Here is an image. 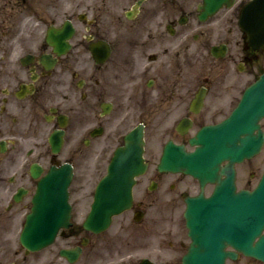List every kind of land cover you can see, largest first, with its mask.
<instances>
[{
    "label": "flooded vegetation",
    "instance_id": "af4514ba",
    "mask_svg": "<svg viewBox=\"0 0 264 264\" xmlns=\"http://www.w3.org/2000/svg\"><path fill=\"white\" fill-rule=\"evenodd\" d=\"M203 6L204 0H0V264H35V253L15 246L18 224L37 188L35 174L66 164L73 169L72 225L60 230L40 264H184L191 245L187 199L211 196L217 183L163 170L165 148L194 151L192 139L226 122L264 73V47L254 48L245 31L246 13L264 14V0H229L205 19ZM64 44L71 48L59 55L53 46ZM138 128L148 167L135 178L131 206L104 231H89L84 221L98 181ZM55 133L62 140L57 153L50 144ZM258 158L264 147L244 171L236 165L237 191L258 183ZM76 250L75 263L62 255Z\"/></svg>",
    "mask_w": 264,
    "mask_h": 264
},
{
    "label": "water",
    "instance_id": "95a60500",
    "mask_svg": "<svg viewBox=\"0 0 264 264\" xmlns=\"http://www.w3.org/2000/svg\"><path fill=\"white\" fill-rule=\"evenodd\" d=\"M207 1L210 2L211 0ZM215 8L216 4L214 5V9ZM263 115L264 75L257 84L246 92L238 111L240 122L247 121V118H251L254 122H256ZM254 126L255 128L258 127L257 122ZM246 129L247 131H250L251 127L248 126ZM242 130L243 128L239 126V134L243 132ZM211 132L217 136V133H220V129L203 131L200 133L197 143L203 144L205 140L201 135H208ZM136 138L137 133L133 132L127 138V146L118 150L116 153V158L114 159L111 167H122L127 168V170L119 173L117 171H113L114 169H112V173L109 176L112 178L119 176L120 179L116 182H112V185L110 187L108 186L105 190L108 189L113 193L111 196L114 200L111 204L105 205L102 201L105 198H108V196H106L103 191H99L93 211L86 222V225L89 228L95 222L99 225L98 230L106 228L109 225L113 214L119 213L128 207L130 201V191L134 184V177L137 174L138 176L142 174L147 167L143 158V134L138 131V143ZM210 142H212L211 139L207 141L208 144H210ZM260 144V139H251V137H247V139H240L239 146H236L234 142L233 150L235 149V155H231V157H229L231 163L228 168L232 169L235 162H240L246 157H251L259 150L258 147H260ZM137 146L138 156L136 157L132 155V152L137 149ZM220 150L221 147L218 146L217 151ZM228 151L231 150L229 149ZM171 155V150H168L162 164L164 168L184 170L185 172L192 173L197 177H202L203 174L202 168L201 170L199 169L201 161H209L212 159L211 154L209 153H207V156L204 157L197 156V153L184 155L183 151L180 157L173 158ZM226 155L227 154L223 157L216 158V162L219 163L221 159L226 158ZM133 160L138 161V172L130 169L136 165ZM68 177L69 174L65 172V169H63L62 172L58 174L53 172L50 176L46 177L40 185L38 193L33 200V212L27 218L26 227L21 237L22 243L30 250H39L49 245L54 240V237L60 227L70 225L69 220L71 206L68 201ZM105 183L106 180H103L100 185L101 188L99 189H102ZM227 203L228 204H226V206L221 208L225 213V215L222 214L224 216L221 218L225 219L224 221L230 220L229 216L231 208H233L238 215V233L237 235L228 236L230 239L228 237H222L218 240L212 239L211 242L215 245L216 243L219 244V247H224L229 243L233 244L245 254L253 255L264 260V235H262V231L264 229V180L258 190L254 193L250 194L248 192H241L232 205L229 204V201ZM190 206L192 207L193 205L191 204ZM195 208L198 209L199 206L195 205ZM191 218L193 224L198 220V217L193 216L192 212L189 214L190 224ZM196 225L197 223L194 224V226ZM257 237H260V239L257 241L255 246H253L252 242L253 240H256ZM193 239L194 245L199 244L196 234H194ZM209 245L206 250H201L200 247L197 248L192 246L190 254L192 259L190 260V258H188L186 260L185 258V264H222L223 259L226 256L232 255L230 253H222L221 250L216 252L218 255L213 254V250ZM199 258H201L200 261H198ZM213 258H215L216 262H213Z\"/></svg>",
    "mask_w": 264,
    "mask_h": 264
},
{
    "label": "rangeland",
    "instance_id": "374dc122",
    "mask_svg": "<svg viewBox=\"0 0 264 264\" xmlns=\"http://www.w3.org/2000/svg\"><path fill=\"white\" fill-rule=\"evenodd\" d=\"M253 164H254V168L257 166V165H260L261 166V168H263L264 167V158H258V159H256V160H254L253 161ZM240 167H242V166H240ZM242 170H244V168H241V170L240 171H242ZM262 171V170H261ZM261 173V172H260ZM260 175V174H259ZM259 177V176H258ZM243 180H244V177H240V183L242 184V182H243ZM257 180V179H256ZM22 222H20V224L18 225V229H17V235H18V237H17V241H18V239H19V233H20V231H21V229H22ZM138 229H139V227H138ZM41 256L40 255H37L36 256V258H37V262H38V264H39V261H38V259L40 258ZM50 258L51 257V254H49V255H47V254H45V257L43 258H41V260H44L45 261V258ZM40 260V259H39ZM41 260H40V262H41ZM37 262L35 263V264H37ZM229 264H260L259 262H254V261H251V260H247V259H245V258H242V259H240L239 261H237V262H232V263H229Z\"/></svg>",
    "mask_w": 264,
    "mask_h": 264
}]
</instances>
